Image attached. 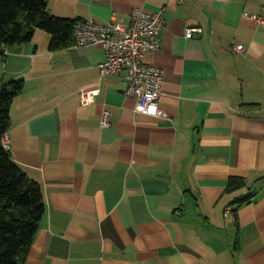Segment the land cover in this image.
<instances>
[{
  "label": "crops",
  "instance_id": "obj_1",
  "mask_svg": "<svg viewBox=\"0 0 264 264\" xmlns=\"http://www.w3.org/2000/svg\"><path fill=\"white\" fill-rule=\"evenodd\" d=\"M47 8L100 25L165 8L160 50L144 62L162 71L167 118L136 111L124 72L100 78L101 46L53 52L50 35L36 30L4 50L0 86L25 81L11 106L12 157L46 205L26 264H264V24L243 16L264 14V0ZM194 27L202 33L187 39ZM83 89L99 95L84 105ZM231 180L241 184L227 191Z\"/></svg>",
  "mask_w": 264,
  "mask_h": 264
},
{
  "label": "trees",
  "instance_id": "obj_2",
  "mask_svg": "<svg viewBox=\"0 0 264 264\" xmlns=\"http://www.w3.org/2000/svg\"><path fill=\"white\" fill-rule=\"evenodd\" d=\"M48 1L0 0V55L29 43L36 30L50 35V51L73 46L77 21L52 15ZM24 87L22 79L0 86V264H26L46 212L40 184L28 177L3 145L11 128V106ZM239 184L231 180L227 191L236 190Z\"/></svg>",
  "mask_w": 264,
  "mask_h": 264
},
{
  "label": "built area",
  "instance_id": "obj_3",
  "mask_svg": "<svg viewBox=\"0 0 264 264\" xmlns=\"http://www.w3.org/2000/svg\"><path fill=\"white\" fill-rule=\"evenodd\" d=\"M243 16L256 24H264V14L245 11ZM165 27V8L152 13L135 8L127 25L122 23L100 25L90 20L77 21L73 31V46L76 48L101 46L105 51L106 59L98 65L100 78L104 79L124 72L126 84L124 95L132 96L137 100L136 111L167 118V114L159 105L163 96L162 71L144 62L147 53L160 50L161 35ZM201 33V28H189L185 37L190 39ZM243 50L242 45L232 47L233 52L240 53ZM98 95L99 89L80 91L81 102L84 105L93 102ZM109 126L110 113L105 110L101 117V127ZM3 145L6 150H11L7 135L3 138Z\"/></svg>",
  "mask_w": 264,
  "mask_h": 264
}]
</instances>
